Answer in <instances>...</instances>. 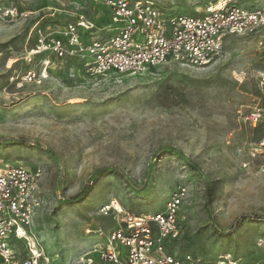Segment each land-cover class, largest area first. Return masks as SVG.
Segmentation results:
<instances>
[{
    "label": "rangeland",
    "instance_id": "1",
    "mask_svg": "<svg viewBox=\"0 0 264 264\" xmlns=\"http://www.w3.org/2000/svg\"><path fill=\"white\" fill-rule=\"evenodd\" d=\"M152 1L189 16L219 2L264 5ZM4 5L28 16L0 27V160L42 172L39 242H18L20 254H39V264H79L98 241L87 231L113 229L125 212H161L184 188L173 252L207 264L226 255L264 263V124L244 121L264 107V39L228 36L205 69L168 63L143 75L90 76L67 59L46 67L44 55L29 56L30 31L36 22L57 30L81 21L102 31L104 7L89 0ZM28 70L35 81H23Z\"/></svg>",
    "mask_w": 264,
    "mask_h": 264
},
{
    "label": "built area",
    "instance_id": "2",
    "mask_svg": "<svg viewBox=\"0 0 264 264\" xmlns=\"http://www.w3.org/2000/svg\"><path fill=\"white\" fill-rule=\"evenodd\" d=\"M89 1L107 10V25L112 28L106 34L96 33L92 24L83 21L57 30L41 28L36 22L30 31L35 46L29 56L44 55L46 67L52 61L67 59L90 76H134L168 63L205 69L220 55L228 36L264 39V5L245 8L219 2L200 15L189 16L167 13L152 0ZM27 16L0 0V27ZM46 67L41 72L42 78ZM244 75L240 72L239 77ZM23 81H35V73L26 71ZM244 121L251 128L264 124V107L249 111ZM258 148L264 149V137ZM41 175L39 168L0 160V264H39V254L31 251L20 254L16 244L39 242L34 226L40 208L37 191ZM185 194L184 188H178L161 212L139 215L125 212L115 228L87 231V235L94 234L98 241L80 258L79 264H207L210 261L173 252ZM101 211L107 215L111 210L103 207ZM214 264L244 263L226 255L215 259Z\"/></svg>",
    "mask_w": 264,
    "mask_h": 264
},
{
    "label": "crops",
    "instance_id": "3",
    "mask_svg": "<svg viewBox=\"0 0 264 264\" xmlns=\"http://www.w3.org/2000/svg\"><path fill=\"white\" fill-rule=\"evenodd\" d=\"M104 10L107 12V10L104 8ZM107 17L109 18V14H108V12H107ZM107 22H108V19H107ZM109 28H112V26H110L109 24L108 25H106L105 27H104V29L102 30V31H98V32H100L101 34H106L108 31V29ZM97 33V32H96Z\"/></svg>",
    "mask_w": 264,
    "mask_h": 264
},
{
    "label": "trees",
    "instance_id": "4",
    "mask_svg": "<svg viewBox=\"0 0 264 264\" xmlns=\"http://www.w3.org/2000/svg\"><path fill=\"white\" fill-rule=\"evenodd\" d=\"M191 168L195 169L196 167L193 164H189Z\"/></svg>",
    "mask_w": 264,
    "mask_h": 264
}]
</instances>
